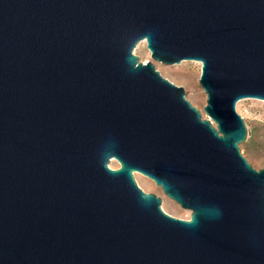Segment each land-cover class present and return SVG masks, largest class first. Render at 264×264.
<instances>
[{"label": "water", "instance_id": "water-1", "mask_svg": "<svg viewBox=\"0 0 264 264\" xmlns=\"http://www.w3.org/2000/svg\"><path fill=\"white\" fill-rule=\"evenodd\" d=\"M143 41L201 64L207 119ZM244 99L264 101V0H0V264H264Z\"/></svg>", "mask_w": 264, "mask_h": 264}, {"label": "rangeland", "instance_id": "rangeland-1", "mask_svg": "<svg viewBox=\"0 0 264 264\" xmlns=\"http://www.w3.org/2000/svg\"><path fill=\"white\" fill-rule=\"evenodd\" d=\"M133 54L143 64L152 62L159 74L173 85L182 88L187 101L201 112L204 119L208 118L203 111L206 105V95L198 82L201 76V64L199 62L184 61L179 65L172 66L153 62L145 41L137 44ZM236 111L243 119L248 131L246 141L239 146L241 155L255 170L264 169V101L256 99L241 100L236 105ZM109 167L118 169L120 165L117 161L112 160ZM134 179L143 192L154 194L161 199V210L165 214L181 220L190 219V213L181 209L175 202L166 197L152 180L139 173H134ZM141 179H147L151 186L143 185Z\"/></svg>", "mask_w": 264, "mask_h": 264}, {"label": "bare ground", "instance_id": "bare-ground-1", "mask_svg": "<svg viewBox=\"0 0 264 264\" xmlns=\"http://www.w3.org/2000/svg\"><path fill=\"white\" fill-rule=\"evenodd\" d=\"M140 181L145 186H151V184L149 183V181H147V179H141Z\"/></svg>", "mask_w": 264, "mask_h": 264}]
</instances>
